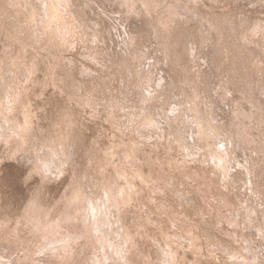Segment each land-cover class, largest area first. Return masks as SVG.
Segmentation results:
<instances>
[{
  "label": "rangeland",
  "instance_id": "1",
  "mask_svg": "<svg viewBox=\"0 0 264 264\" xmlns=\"http://www.w3.org/2000/svg\"><path fill=\"white\" fill-rule=\"evenodd\" d=\"M262 28L264 0H0V264H264Z\"/></svg>",
  "mask_w": 264,
  "mask_h": 264
},
{
  "label": "bare ground",
  "instance_id": "2",
  "mask_svg": "<svg viewBox=\"0 0 264 264\" xmlns=\"http://www.w3.org/2000/svg\"><path fill=\"white\" fill-rule=\"evenodd\" d=\"M67 1V0H66ZM176 1V0H175ZM191 1V0H190ZM8 2V1H7ZM12 2V1H11ZM35 2V1H34ZM84 2V1H83ZM116 2V1H115ZM159 2V1H158ZM181 2V1H180ZM201 2V1H200ZM208 2V1H207ZM63 3V2H62ZM177 3H178V1H177ZM197 3V2H196ZM227 3V2H226ZM59 4V3H58ZM81 4V3H80ZM186 4V3H185ZM203 4V3H202ZM207 4V3H206ZM214 4V3H213ZM218 4V3H217ZM15 5V4H14ZM108 5V4H107ZM184 5V4H183ZM188 5V4H187ZM214 6H215V4H214ZM27 7V6H26ZM48 7V6H47ZM130 7V6H129ZM185 7V6H184ZM222 7V6H221ZM226 7V6H225ZM8 8V7H7ZM33 8V7H32ZM19 9V8H18ZM53 9V8H52ZM126 9V8H125ZM164 9H165V7H164ZM193 9V8H192ZM203 9V8H202ZM62 10V9H61ZM66 10V9H65ZM179 10V9H178ZM181 10H184V8L183 9H181ZM188 10V9H187ZM186 10V11H187ZM224 10V9H223ZM223 10H221V11H223ZM130 11V10H129ZM150 11V10H149ZM194 11V10H193ZM211 11V10H210ZM238 11V10H237ZM54 12V11H53ZM71 12V11H70ZM98 12V11H97ZM162 12V11H161ZM165 12V11H164ZM226 12V11H225ZM18 13V12H17ZM55 13V12H54ZM229 13V12H228ZM257 13V12H256ZM15 14V13H14ZM50 14V13H49ZM166 14V13H165ZM223 14V13H222ZM69 15H71V14H69ZM73 15V14H72ZM93 15V14H92ZM174 15V14H173ZM187 15V14H186ZM227 15V14H226ZM251 15H253V14H251ZM11 16V15H10ZM79 16V15H78ZM159 16V15H158ZM231 16V15H230ZM240 16V15H239ZM247 16V15H246ZM262 16V15H261ZM49 17V16H48ZM104 17V16H103ZM163 17V16H162ZM221 17V16H220ZM249 17V16H248ZM50 18H52V17H50ZM180 18V17H179ZM244 18V17H243ZM259 18V17H258ZM44 19V18H43ZM62 19V18H61ZM77 19V18H76ZM212 19V18H211ZM228 19V18H227ZM237 19V18H236ZM42 20V19H41ZM52 20V19H51ZM58 20V19H57ZM169 20V19H168ZM192 20V19H191ZM209 20V19H208ZM55 21V20H54ZM53 21V22H54ZM155 21V20H154ZM236 21V20H235ZM21 22V21H20ZM51 22V21H50ZM52 22V23H53ZM156 22V21H155ZM159 22V21H158ZM232 22H234V21H232ZM18 23V22H17ZM123 23V22H122ZM126 23V22H125ZM217 23H218V21H217ZM223 23V22H222ZM48 24V23H47ZM51 24V23H50ZM54 24V23H53ZM52 24V25H53ZM63 24V23H62ZM75 24V23H74ZM90 24V23H89ZM127 24V23H126ZM237 24V23H236ZM258 24V23H257ZM23 25V24H22ZM38 25V24H37ZM120 25V24H119ZM205 25V24H204ZM226 25V24H225ZM240 25V24H239ZM61 26V25H60ZM71 26V25H70ZM76 26H77V24H76ZM196 26V25H195ZM250 26V25H249ZM33 27V26H32ZM49 27V26H48ZM62 27V26H61ZM86 27V26H85ZM144 27H146L145 25H144ZM167 27V26H166ZM207 27V26H206ZM241 27V26H240ZM251 27V26H250ZM3 28V27H2ZM17 28H18V26H17ZM37 28V27H36ZM42 28V27H41ZM44 28V27H43ZM54 28V27H53ZM84 28V27H83ZM134 28V27H133ZM175 28V27H174ZM179 28V27H178ZM177 28V29H178ZM216 28V27H215ZM243 28V27H242ZM57 29V28H56ZM72 29V28H71ZM78 29V28H77ZM162 29V28H161ZM226 29V28H225ZM179 30V29H178ZM212 30V29H211ZM222 30V29H221ZM223 30H224V28H223ZM29 31V30H28ZM79 31V30H78ZM171 31H173V30H171ZM260 31V30H259ZM52 32V31H51ZM57 32V31H56ZM116 32V31H115ZM182 32V31H181ZM209 32V31H208ZM221 32V31H220ZM243 32V31H242ZM246 32V31H245ZM42 33V32H41ZM54 33V32H53ZM86 33H88V32H86ZM205 33V32H204ZM223 33V32H222ZM239 33V32H238ZM56 34V33H55ZM64 34V33H63ZM143 34V33H142ZM170 34V33H169ZM200 34V33H199ZM198 34V35H199ZM243 34H244V32H243ZM253 34V33H252ZM17 35V34H16ZM35 35V34H34ZM53 35V34H52ZM66 35V34H65ZM86 35H88V34H86ZM234 35V34H233ZM242 35V34H241ZM245 35V34H244ZM64 36V35H63ZM91 36V35H90ZM35 37H37V36H35ZM51 37V36H50ZM118 37V36H117ZM137 37V36H136ZM190 37V36H189ZM223 36H221L220 38H222ZM231 37V36H230ZM233 37V36H232ZM54 38H56V37H54ZM57 38H59V37H57ZM67 38V37H66ZM70 38V37H69ZM83 38V37H82ZM140 38V37H139ZM157 38V37H156ZM173 38V37H172ZM182 38H183V36H182ZM202 38V37H201ZM225 38V37H224ZM251 38V37H250ZM253 38V37H252ZM84 39V38H83ZM86 39V38H85ZM88 39V38H87ZM90 39V38H89ZM109 39V38H108ZM245 39V38H244ZM258 39V38H257ZM18 40V39H17ZM207 40V39H206ZM237 40V39H236ZM242 40V39H241ZM254 40V39H253ZM34 41V40H33ZM50 41V40H49ZM82 41V40H81ZM130 41V40H129ZM173 41V40H172ZM182 41V40H181ZM227 41V40H226ZM248 41V40H247ZM44 42V41H43ZM91 42V41H90ZM163 42V41H162ZM195 42V41H194ZM205 42V41H204ZM60 43V42H59ZM100 43V42H99ZM123 43H125V42H123ZM135 43V42H134ZM141 43V42H140ZM224 43V42H223ZM227 43V42H226ZM263 43V42H262ZM98 44V43H97ZM105 44V43H104ZM108 44V43H107ZM236 44V43H235ZM259 44V43H258ZM264 44V43H263ZM262 44V45H263ZM45 45V44H44ZM55 45V44H54ZM59 45V44H58ZM91 45V44H90ZM102 45V44H101ZM130 45V44H129ZM193 45V44H192ZM218 45V44H217ZM248 45V44H247ZM252 45V44H251ZM260 45V44H259ZM258 45V46H259ZM106 46V45H105ZM125 46V45H124ZM131 46V45H130ZM164 46V45H163ZM169 46V45H168ZM191 46V45H190ZM206 46V45H205ZM222 46V45H221ZM237 46V45H236ZM253 46V45H252ZM66 47V46H65ZM127 47V46H126ZM172 47V46H171ZM179 47V46H178ZM181 48H182V46H180ZM186 47V46H185ZM245 47V46H244ZM105 48V47H104ZM130 48V47H129ZM246 48V47H245ZM59 49V48H58ZM85 49V48H84ZM165 49V48H164ZM194 49V48H193ZM197 49V48H196ZM216 49H217V47H216ZM231 49V48H230ZM236 49V48H235ZM260 49V48H259ZM180 50V49H179ZM192 49H190V51H191ZM228 50V49H227ZM233 50V49H232ZM248 50V49H247ZM251 50V49H250ZM136 51V50H135ZM147 51V50H146ZM149 51V50H148ZM209 51V50H208ZM92 52V51H91ZM125 52H126V50H125ZM163 52V51H162ZM231 52V51H230ZM234 52V51H233ZM146 53V52H145ZM153 53V52H152ZM151 53V54H152ZM190 53V52H189ZM235 53V52H234ZM254 53V52H253ZM258 53H260V52H258ZM89 54H91V53H89ZM193 54V53H192ZM201 54V53H200ZM225 54V53H224ZM250 54V53H249ZM148 55V54H147ZM185 55V54H184ZM191 55V54H190ZM226 55V54H225ZM236 55V54H235ZM241 55V54H240ZM136 56V55H135ZM159 56V55H158ZM217 56H218V52H217ZM256 56V55H255ZM86 57V56H85ZM140 57V56H139ZM229 57V56H228ZM241 57V56H240ZM243 57V56H242ZM141 58V57H140ZM159 58V57H158ZM221 58V57H220ZM227 58V57H226ZM233 58V57H232ZM260 58H262V57H260ZM148 59V58H147ZM153 59V58H152ZM217 59V58H216ZM224 59V58H223ZM236 58H234V60H235ZM239 59V58H238ZM242 59H244V58H242ZM246 59V58H245ZM255 59V58H254ZM90 60V59H89ZM170 60V59H169ZM175 60V59H174ZM237 60V59H236ZM235 60V61H236ZM253 60V59H252ZM257 60V59H256ZM264 60V59H263ZM69 61V60H68ZM91 61H93V60H91ZM141 61V60H140ZM143 61V60H142ZM220 61H221V59H220ZM242 61V60H241ZM250 61V60H249ZM259 61V60H258ZM246 62V61H245ZM251 62V61H250ZM148 63V62H147ZM162 63V62H161ZM187 63V62H186ZM225 63V62H224ZM252 63V62H251ZM256 63V62H255ZM254 63V64H255ZM151 64V63H150ZM167 64V63H166ZM183 64V63H182ZM213 64V63H212ZM241 64V63H240ZM86 65V64H85ZM131 65V64H130ZM132 65H133V63H132ZM218 65V64H217ZM259 65V64H258ZM24 66V65H23ZM161 66V65H160ZM191 66V65H190ZM70 67V66H69ZM171 67V66H170ZM176 67V66H175ZM187 67V66H186ZM195 67V66H194ZM230 67V66H229ZM27 68V67H26ZM68 68V67H67ZM199 68V67H198ZM210 68V67H209ZM220 68V67H219ZM251 68V67H250ZM255 68V67H254ZM23 69V68H22ZM28 69V68H27ZM125 69V68H124ZM153 69V68H152ZM231 69V68H230ZM246 69V68H245ZM159 70V69H158ZM165 70V69H164ZM168 70H169V68H168ZM249 70V69H248ZM28 71V70H27ZM128 71V70H127ZM157 71V70H156ZM176 71V70H175ZM200 71V70H199ZM224 71V70H223ZM260 71V70H259ZM122 72V71H121ZM130 72V71H129ZM128 72V73H129ZM166 72V71H165ZM170 72H172V71H170ZM233 72H234V70H233ZM26 73V72H25ZM169 73V72H168ZM168 73H167V75H168ZM174 73V72H173ZM231 73V72H230ZM236 73V72H235ZM82 74V73H81ZM132 74V73H131ZM125 75V74H124ZM186 75V74H185ZM236 75V74H235ZM262 75V74H261ZM264 75V74H263ZM127 76H129V75H127ZM156 76V75H155ZM224 76V75H223ZM125 77V76H124ZM161 77V76H160ZM126 78V77H125ZM129 78V77H128ZM264 78V77H263ZM157 79V78H156ZM231 79V78H230ZM245 79H246V77H245ZM166 80V79H165ZM201 80V79H200ZM125 81H126V79H125ZM159 81V80H158ZM243 81V80H242ZM259 81V80H258ZM261 81V80H260ZM123 82V81H122ZM173 82V81H172ZM192 82V81H191ZM232 82V81H231ZM189 83H190V81H189ZM193 83V82H192ZM227 83V82H226ZM122 84V83H121ZM248 84V83H247ZM252 84V83H251ZM165 85V84H164ZM161 86H163V85H161ZM208 86V85H207ZM206 86V87H207ZM166 87V86H165ZM194 87V86H193ZM197 88V87H196ZM209 88V87H208ZM207 89V88H206ZM181 90H183V89H181ZM239 90V89H238ZM177 92V91H176ZM180 92V91H179ZM182 92V91H181ZM188 92V91H187ZM248 93V92H247ZM150 94V93H149ZM184 94V93H183ZM246 94V93H245ZM191 95V94H190ZM208 97V96H207ZM177 98V97H176ZM194 98V97H193ZM245 98V97H244ZM248 98H250V97H248ZM263 98V97H262ZM184 100V99H183ZM251 100V99H250ZM180 101V100H179ZM178 101V102H179ZM211 101V100H210ZM176 102V101H175ZM191 102V101H190ZM219 102V101H218ZM235 102V101H234ZM252 102V101H251ZM151 103V102H150ZM197 103V102H196ZM210 103V102H209ZM221 103V102H220ZM185 104V103H184ZM201 104V103H200ZM251 104V103H250ZM253 104V103H252ZM264 104V103H263ZM151 105V104H150ZM171 105V104H170ZM189 106V105H188ZM258 106V105H257ZM264 107V106H263ZM182 108V107H181ZM195 108V107H194ZM209 108V107H208ZM217 108V107H216ZM262 108V107H261ZM210 109V108H209ZM238 109V108H237ZM259 109V108H258ZM189 110V109H188ZM243 110V109H242ZM263 110V109H262ZM201 111V110H200ZM199 111V112H200ZM27 112V111H26ZM263 112V111H262ZM261 112V113H262ZM160 113V112H159ZM247 113V112H246ZM257 113V112H256ZM255 113V114H256ZM29 114V113H28ZM201 114H203V113H201ZM208 114V113H207ZM64 115V114H63ZM227 115V114H226ZM253 115V114H252ZM26 116V115H25ZM127 116V115H126ZM185 116V115H184ZM225 116V115H224ZM203 117V116H202ZM208 117V116H207ZM210 117V116H209ZM212 117V116H211ZM260 117V116H259ZM262 117V116H261ZM154 118V117H153ZM185 118H187V117H185ZM19 119V118H18ZM27 119H28V117H27ZM148 119V118H147ZM150 119V118H149ZM188 119V118H187ZM258 119V118H257ZM120 120V119H119ZM213 120V119H212ZM263 120V119H262ZM261 120V121H262ZM167 121V120H166ZM165 121V122H166ZM187 121V120H186ZM244 121V120H243ZM259 121H260V119H259ZM258 121V122H259ZM246 122V121H245ZM187 123V122H186ZM204 123V122H203ZM208 123V122H207ZM220 123V122H219ZM239 123V122H238ZM27 124H28V122H27ZM264 124V123H263ZM19 125V124H18ZM221 125V124H220ZM252 125V124H251ZM255 125V124H254ZM185 126V125H184ZM231 126V125H230ZM258 126V125H257ZM189 127V126H188ZM204 127V126H203ZM20 128V127H19ZM26 128V127H25ZM192 128V127H191ZM200 128V127H199ZM259 128V127H258ZM262 128V127H261ZM202 129V128H201ZM212 129V128H211ZM233 129V128H232ZM248 129V128H247ZM218 130V129H217ZM246 130V129H245ZM191 131V130H190ZM226 131V130H225ZM250 131V130H249ZM254 131V133L256 132L255 130H253ZM264 131V130H263ZM22 132V131H21ZM27 132V131H26ZM192 132V131H191ZM205 133V132H204ZM196 134V133H195ZM213 134V133H212ZM230 134V133H229ZM235 134V133H234ZM250 134H251V131H250ZM194 135V134H193ZM205 135H207V134H205ZM214 135V134H213ZM238 135V134H237ZM245 135V134H244ZM257 135V134H256ZM263 135V134H262ZM209 136V135H208ZM253 136V135H252ZM194 137H195V135H194ZM193 137V138H194ZM199 137V136H198ZM236 137V136H235ZM228 138V137H227ZM253 138H254V136H253ZM264 138V137H263ZM203 139V138H202ZM212 139H213V137H212ZM222 139V138H221ZM229 139V138H228ZM239 139V138H238ZM250 139V138H249ZM262 139V138H261ZM257 140V139H256ZM256 140H255V142H256ZM196 141V140H195ZM219 141V140H218ZM251 141V140H250ZM17 142V141H16ZM23 142V141H22ZM213 142V141H212ZM221 143V142H220ZM256 143H258V142H256ZM238 144V143H237ZM17 145V144H16ZM21 145V144H20ZM111 145V144H110ZM224 145V144H223ZM246 145V144H245ZM202 146V145H201ZM224 146H226V145H224ZM255 146V145H254ZM257 146H260V145H257ZM21 148V147H20ZM98 148H100V147H98ZM229 148V147H228ZM257 148V147H256ZM255 148V149H256ZM214 149V148H213ZM259 149V148H258ZM20 150V149H19ZM107 150V149H106ZM211 150V149H210ZM225 150V149H224ZM226 151V150H225ZM241 152V151H240ZM259 152V151H258ZM114 153V152H113ZM15 154H16V152H15ZM92 154V153H91ZM209 154V153H208ZM211 154V153H210ZM220 154V153H219ZM235 154V153H234ZM191 155V154H190ZM215 155V154H214ZM229 155V154H228ZM261 155V154H260ZM206 156V155H205ZM224 156V155H223ZM215 157V156H214ZM218 157V156H217ZM221 157V156H220ZM238 157V156H237ZM246 157V156H245ZM262 157V156H261ZM87 158V157H86ZM222 158V157H221ZM224 158V157H223ZM21 159V158H20ZM30 159V158H29ZM42 159V158H41ZM227 159V158H226ZM231 159V158H230ZM252 159V158H251ZM23 160V159H22ZM36 160V159H35ZM99 160V159H98ZM149 160V159H148ZM259 160V159H258ZM34 161V160H33ZM101 161V160H100ZM207 161V160H206ZM23 162V161H22ZM50 162H51V160H50ZM53 162V161H52ZM92 162V161H91ZM150 162V161H149ZM218 162V161H217ZM233 162V161H232ZM251 162V161H250ZM255 162V161H254ZM35 163V162H34ZM79 163V162H78ZM96 163V162H95ZM229 163V162H228ZM234 163V162H233ZM37 164V163H36ZM227 164V163H226ZM224 165V164H223ZM256 165V164H255ZM41 166H43V165H41ZM47 166V165H46ZM224 166H228V165H224ZM238 166V165H237ZM39 167V166H38ZM101 167V166H100ZM222 167V166H221ZM253 167H255V166H253ZM102 168V167H101ZM226 168V167H225ZM244 168V167H243ZM105 169V168H104ZM116 169H117V167H116ZM123 169V168H122ZM252 169V168H251ZM226 170V169H225ZM33 171V170H32ZM116 171V170H115ZM31 172V171H30ZM38 172V171H37ZM46 172V171H45ZM214 172V171H213ZM223 172V171H222ZM228 172V171H227ZM122 173H123V171H122ZM52 174V173H51ZM81 174V173H80ZM257 174V173H256ZM263 174V173H262ZM55 175V174H54ZM118 176V175H117ZM221 176V175H220ZM228 176V175H227ZM262 177V176H261ZM209 178H211V177H209ZM214 178V177H213ZM211 180V179H210ZM224 182V181H223ZM226 183V182H225ZM251 183V182H250ZM227 184V183H226ZM87 185V184H86ZM259 186V185H258ZM90 187V186H89ZM224 187V186H223ZM256 187V186H255ZM88 188V187H87ZM82 189V188H81ZM89 189V188H88ZM257 189V188H256ZM76 190V189H75ZM260 191H261V189H259ZM84 192V191H83ZM263 192V191H262ZM74 193V192H73ZM112 194V193H111ZM260 194V193H259ZM68 195V194H67ZM77 195V194H76ZM84 196V195H83ZM261 196V195H260ZM262 197V196H261ZM67 198V197H66ZM87 198V197H86ZM65 199V198H64ZM92 199V198H91ZM90 199V200H91ZM61 200V199H60ZM87 200V199H86ZM99 200V199H98ZM69 201H70V199H69ZM93 201V200H92ZM27 202V201H26ZM57 202H59V201H57ZM112 202V201H111ZM91 204H93V203H91ZM112 204V203H111ZM180 204V203H179ZM73 205V204H72ZM89 205V204H88ZM103 205V204H102ZM100 206V205H99ZM73 207V206H72ZM95 207V206H94ZM100 208V207H99ZM78 209V208H77ZM89 209V208H88ZM105 210V209H104ZM74 211V210H73ZM96 211V210H95ZM94 211V212H95ZM99 211H101V210H98V212ZM75 212V211H74ZM101 212H103V211H101ZM60 214V213H59ZM65 214H66V212H65ZM94 213L92 212V216H94L93 215ZM101 214V213H100ZM99 214V215H100ZM103 214V213H102ZM96 215V214H95ZM74 216V215H73ZM98 215H96V217H97ZM104 216L106 217V215L104 214ZM90 217V216H89ZM75 218V217H74ZM81 218V217H80ZM218 218V217H217ZM52 219V218H51ZM89 219V218H88ZM97 219V218H96ZM101 219V218H100ZM44 220V219H43ZM79 220V219H78ZM70 221V220H69ZM97 221V220H96ZM117 221V220H116ZM108 222V221H107ZM91 224H93V223H91ZM87 225V224H86ZM216 226H218V225H216ZM45 227V226H44ZM56 227V226H55ZM46 228V227H45ZM71 228V227H70ZM97 228V227H96ZM215 228V227H214ZM219 228V227H218ZM180 233V232H179ZM211 233V232H210ZM178 234V233H177ZM185 234H188V233H185ZM184 234V235H185ZM256 234V233H255ZM193 235V234H192ZM209 235V234H208ZM233 235V234H232ZM173 236V235H172ZM178 236V235H177ZM242 236V235H241ZM58 237V236H57ZM198 237V236H197ZM175 238V237H174ZM209 238V237H208ZM215 238V237H214ZM221 238V237H220ZM238 238V237H237ZM110 239V238H109ZM216 240V239H215ZM221 240V239H220ZM225 240V239H224ZM234 240V239H233ZM248 240V239H247ZM207 241V240H206ZM245 241V240H244ZM244 241H242V242H244ZM254 241V240H253ZM129 242V241H128ZM127 242V243H128ZM217 242V241H216ZM220 242V241H219ZM222 242V241H221ZM238 242V241H237ZM218 243V242H217ZM240 243V242H239ZM247 244V243H246ZM172 245V244H171ZM220 245V244H219ZM226 245V244H225ZM255 245V244H254ZM180 246V245H179ZM211 246V245H210ZM223 246V245H222ZM245 246V245H244ZM260 246V245H259ZM232 247H233V244H232ZM242 247H243V245H242ZM123 248V247H122ZM126 248V247H125ZM214 248V247H213ZM221 249H223V248H221ZM248 249V248H247ZM224 250V249H223ZM243 250H245V249H243ZM223 252V251H222ZM123 254V253H122ZM235 254V253H234ZM108 255V254H107ZM126 255V254H125ZM169 255V254H168ZM255 255V254H254ZM108 258V257H107ZM185 258V257H184ZM256 258V257H255ZM100 260V259H99ZM101 260H102V258H101ZM170 260V259H169ZM98 261V260H97ZM256 262V261H255ZM105 263V262H104ZM241 263V262H240ZM258 263V262H257ZM8 264V263H7ZM100 264H102V262L100 263ZM164 264V263H163Z\"/></svg>",
  "mask_w": 264,
  "mask_h": 264
},
{
  "label": "snow or ice",
  "instance_id": "3",
  "mask_svg": "<svg viewBox=\"0 0 264 264\" xmlns=\"http://www.w3.org/2000/svg\"><path fill=\"white\" fill-rule=\"evenodd\" d=\"M260 31H261V33H264V28H262ZM66 43H68L69 47L72 46L71 42L66 41ZM29 179H31V177H29ZM30 187H31V185H30ZM39 197H40V190L37 188V190L32 192V201L31 202L33 204L37 203L39 201Z\"/></svg>",
  "mask_w": 264,
  "mask_h": 264
}]
</instances>
